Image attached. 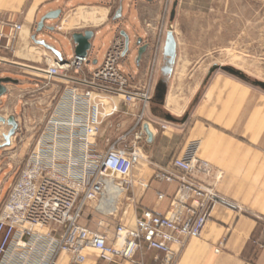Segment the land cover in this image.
Wrapping results in <instances>:
<instances>
[{
    "label": "built area",
    "instance_id": "2783aa9c",
    "mask_svg": "<svg viewBox=\"0 0 264 264\" xmlns=\"http://www.w3.org/2000/svg\"><path fill=\"white\" fill-rule=\"evenodd\" d=\"M21 30L18 22L0 21V63L1 54L14 53ZM163 42L160 25L141 81H133L120 69L123 36L112 42L101 65L87 76L70 75L84 72L87 55L33 69L46 82L59 78L67 84L0 205V264H56L61 255L82 264L87 248L106 260L132 259L143 246L163 255L160 264H172L174 248L199 238L211 209L229 205L216 190L220 173L198 157L199 141H191L165 165L148 161L156 180L175 186L171 197L156 193L158 201L169 202L165 212L139 206L132 223L110 227L107 213L97 207L100 217L94 228L80 222L88 203H100L107 179L120 197L130 200L131 171L139 161L149 160L140 141L146 137L144 124L152 127L147 115ZM103 129H113L115 134L102 135Z\"/></svg>",
    "mask_w": 264,
    "mask_h": 264
},
{
    "label": "crops",
    "instance_id": "0c3cea01",
    "mask_svg": "<svg viewBox=\"0 0 264 264\" xmlns=\"http://www.w3.org/2000/svg\"><path fill=\"white\" fill-rule=\"evenodd\" d=\"M119 7L121 15L115 20ZM163 8V0H0V21L22 25L14 53L1 54L0 78H11L17 83L5 85V93L0 96V116L4 119L14 117L17 125L22 118L28 127L41 125L67 84L59 78L46 82L34 73L33 69L59 61L50 49L32 39L34 35L36 40H43L58 51L62 61H66L75 56V45L69 40L71 35L93 32L88 65L81 74L70 73L81 78L101 65L112 42L124 32L131 45L121 63L126 70L121 65L120 69L133 81H141L152 55ZM233 8L235 15L242 14V0H234ZM56 10L61 12L59 17L45 20L42 30L36 33L38 22ZM51 27L53 31L49 30ZM138 39H141V45L148 47L136 60ZM106 41L109 47L99 57L95 51ZM152 106L147 115L152 123L149 128L152 139L149 142L146 135L140 141L145 156L165 165L186 144L199 141L197 155L220 173L216 190L229 202V205L218 204L211 209L199 238L187 239L182 247L174 248L172 264H264V248L261 247L264 242V93L233 75L216 72L204 87L187 125L169 124L158 117L161 109ZM116 121L115 118L114 123ZM127 123L129 125L131 121L127 120ZM161 125L167 128L162 130ZM8 130L6 124L0 125V144ZM104 134L108 136L115 132L103 129ZM13 146L12 137L9 146L0 147V205L9 190V178L6 177L18 175L23 166L18 170L4 164V154ZM145 163L139 161L131 171L130 200L118 203L107 213L106 221L110 227L119 222L132 223L139 206L160 212L167 210L168 200L158 201L156 193L164 192L171 197L175 186L156 180L154 170ZM98 205L93 202L84 207L82 225L95 227L96 218L100 217L95 212ZM84 256L82 264H160L163 259L161 253L145 246L132 259L114 257L106 260L91 248L84 250ZM56 264L73 263L67 255H61Z\"/></svg>",
    "mask_w": 264,
    "mask_h": 264
},
{
    "label": "rangeland",
    "instance_id": "374dc122",
    "mask_svg": "<svg viewBox=\"0 0 264 264\" xmlns=\"http://www.w3.org/2000/svg\"><path fill=\"white\" fill-rule=\"evenodd\" d=\"M174 1L163 0L164 8L160 21L163 39L166 31L171 29L178 47L174 73L167 84L165 102L164 105H160V111H167L176 117L187 114L186 121L182 123L186 124L193 115L194 109L201 100L203 89L212 76L216 72L231 75L217 69L207 82H204L208 71L213 66H230L252 79L264 82V0H242V14L240 15L234 13V0H176L175 14L170 21ZM108 44V41L104 42L95 51L99 57L107 50ZM121 68L126 70L124 64H121ZM243 82L264 93L248 82ZM151 105L153 108L158 106L153 101ZM18 125L13 136V149L4 154V164H10L20 170L34 146L43 123L28 127L22 118ZM11 155H14L13 158L8 160ZM148 161L151 160L145 161L146 166L153 169ZM18 176L19 174L6 177V179L9 178L8 187L15 182ZM6 190L5 187L4 193ZM120 198L122 199L120 204L126 203L127 197L122 195ZM98 209L101 211L102 206Z\"/></svg>",
    "mask_w": 264,
    "mask_h": 264
},
{
    "label": "water",
    "instance_id": "95a60500",
    "mask_svg": "<svg viewBox=\"0 0 264 264\" xmlns=\"http://www.w3.org/2000/svg\"><path fill=\"white\" fill-rule=\"evenodd\" d=\"M175 8H176V0L173 3L172 11L170 13V21H172L174 14H175ZM60 10L52 11L46 14L37 24L36 27V33L41 31L43 28V22L45 20H54L57 19L60 15ZM121 15V7L116 11V14L114 16V19H119ZM50 31H53V27L49 28ZM125 39V53L124 55L130 50V40L128 35H126L124 32L122 33ZM93 37V32L91 31H85L84 33H74L70 37V42L75 45L74 52L76 56H86L88 54V51L91 48L90 40ZM32 39L37 43L45 48L50 49L59 59V61H62V57L60 53L56 50H54L52 47H49L43 40H36L35 35L32 37ZM137 49V57L136 60H139L141 56L145 53L148 45H141V39H138L136 41ZM176 55H177V42L176 38L174 36V33L171 29L166 31L165 37H164V46L162 51V57H161V63L159 68V75H158V82L155 89V93L153 95L152 101L156 103L157 105H164L165 102V96H166V89L167 84L173 74L174 71V65L176 61ZM220 69L228 74L234 75L238 77L239 79L248 82L250 85L257 87L264 91V82L258 81L256 79H252L248 77L247 75L241 73L240 71L235 70L234 68L230 66H213L209 71L205 78L204 82H207V80L210 78L212 73ZM17 81L11 79V78H0V96H2L5 93V85L6 84H16ZM158 117L162 120L171 123V124H182L186 121L187 114H185L182 117H176L168 113L167 111H159ZM6 124L9 127V130L6 134H3V143L0 144L1 146H9L10 145V139L14 136L16 130H17V122L14 117H8L7 119H4L0 116V125ZM144 131L146 132V135L148 137V141L150 142L152 139V134L148 128L147 124H144L143 126Z\"/></svg>",
    "mask_w": 264,
    "mask_h": 264
},
{
    "label": "bare ground",
    "instance_id": "6f19581e",
    "mask_svg": "<svg viewBox=\"0 0 264 264\" xmlns=\"http://www.w3.org/2000/svg\"><path fill=\"white\" fill-rule=\"evenodd\" d=\"M163 46H164V42H163ZM162 49H163V47H162ZM103 193L104 194H103V197H102V199L98 205V208L100 206H102L101 212L107 213V212H110L111 209L116 208V206L119 202L120 196L118 194L116 186H114L111 183V181L108 179L105 181Z\"/></svg>",
    "mask_w": 264,
    "mask_h": 264
},
{
    "label": "trees",
    "instance_id": "16d2710c",
    "mask_svg": "<svg viewBox=\"0 0 264 264\" xmlns=\"http://www.w3.org/2000/svg\"><path fill=\"white\" fill-rule=\"evenodd\" d=\"M155 108H161V107H160V105H158V106H157V107H155Z\"/></svg>",
    "mask_w": 264,
    "mask_h": 264
}]
</instances>
